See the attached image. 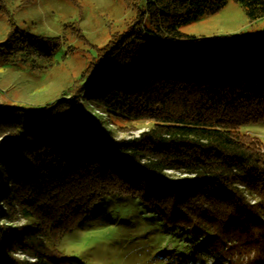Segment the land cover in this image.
Returning <instances> with one entry per match:
<instances>
[{"label":"trees","instance_id":"16d2710c","mask_svg":"<svg viewBox=\"0 0 264 264\" xmlns=\"http://www.w3.org/2000/svg\"><path fill=\"white\" fill-rule=\"evenodd\" d=\"M125 1L135 18L71 95L0 106V264H68L52 247L113 195L139 200L209 256L264 264V146L240 132L264 122V41L180 31L230 1L263 19L264 0ZM58 41L13 31L0 54L50 56ZM81 102L152 126L115 140Z\"/></svg>","mask_w":264,"mask_h":264},{"label":"rangeland","instance_id":"374dc122","mask_svg":"<svg viewBox=\"0 0 264 264\" xmlns=\"http://www.w3.org/2000/svg\"><path fill=\"white\" fill-rule=\"evenodd\" d=\"M135 16L134 5L125 0H0V44L13 31L60 43L50 56L34 53L10 61L9 55L0 54V106L38 108L71 95L98 50L124 33ZM180 31L192 37L236 35L245 41H264V18L250 22L230 1L217 14ZM30 47L34 50L37 45ZM80 105L91 118L102 119L115 140L136 138L152 126L151 121L105 115L93 104ZM240 132L264 146V122ZM4 223L12 228L25 224ZM52 248L53 256H64L68 264H231L207 255L185 231L165 225L139 200L117 195L105 197Z\"/></svg>","mask_w":264,"mask_h":264}]
</instances>
